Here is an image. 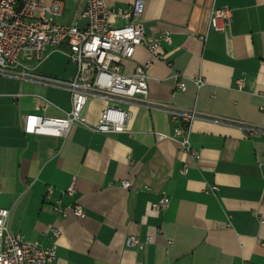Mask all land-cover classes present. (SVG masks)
<instances>
[{
  "label": "crops",
  "instance_id": "obj_1",
  "mask_svg": "<svg viewBox=\"0 0 264 264\" xmlns=\"http://www.w3.org/2000/svg\"><path fill=\"white\" fill-rule=\"evenodd\" d=\"M57 1L63 3L57 24L85 26L82 2ZM133 1L105 0L112 10ZM213 8L231 12L223 33L208 31ZM140 22L146 35L170 33L171 44L162 46L169 65L153 63L147 71L148 99L199 113L190 134L198 159L170 138L177 124L168 112L135 103L120 105L132 113L124 133L76 124L64 138L27 135L25 115L63 117L70 93L0 77V208L10 213L8 232L54 248L52 264H264V0H145ZM66 50L47 48L46 59L30 67L68 81L75 66ZM149 59L137 49L124 71ZM175 75L185 83L182 93ZM35 96L51 106L43 111ZM112 104L91 98L87 122L96 125ZM123 181L132 187L123 189ZM72 182L75 193L68 196ZM162 195L170 203L160 213L152 205ZM56 202L67 217L53 211ZM74 204L83 218L71 214ZM131 236L143 246L127 248Z\"/></svg>",
  "mask_w": 264,
  "mask_h": 264
},
{
  "label": "built area",
  "instance_id": "obj_2",
  "mask_svg": "<svg viewBox=\"0 0 264 264\" xmlns=\"http://www.w3.org/2000/svg\"><path fill=\"white\" fill-rule=\"evenodd\" d=\"M45 0H0V77H12L36 81L65 89L71 96V109L63 117L29 114L23 117V130L27 135H42L64 138L74 125H81L92 132L106 135L124 133L132 113L120 107L124 103H135L156 107L169 113L177 124L170 137L181 149L198 159V154L190 146L193 122L200 117L193 109L177 108L167 104L154 103L148 99L147 71L153 63L169 65L162 54L163 44H171V36L164 31L155 36L146 35L140 18L143 15L145 0H134L127 9L112 10L105 0H73L82 2L79 18L85 26L60 25L63 3L53 1L49 6ZM231 22V12L227 8H213L208 31L223 33ZM121 23V24H120ZM65 44L69 61L75 66V73L68 81L51 79L34 73L30 64L39 65L45 59L47 48L60 51ZM137 49H143L149 60L132 73L124 71L126 62L132 60ZM176 90L184 92L185 83L175 75ZM197 87L204 83L201 77L193 79ZM244 80L238 79L236 87L242 90ZM98 97L113 103L101 113L96 125L91 126L84 111L91 98ZM35 100L43 111L51 104L40 96ZM264 128V127H262ZM185 173V169L182 171ZM123 189H130L128 181L121 183ZM48 193L50 188L47 189ZM75 184L72 182L65 194L73 196ZM1 195V188H0ZM170 200L162 195L152 205L156 212H164ZM53 211L61 217L68 212L56 202ZM76 218H83V208L74 204L70 208ZM9 211L0 208V264H52L56 259L54 248H45L38 242H27L21 235L8 232ZM54 237L59 231L50 227ZM168 246L172 242L168 240ZM127 248L142 247L136 237H128Z\"/></svg>",
  "mask_w": 264,
  "mask_h": 264
}]
</instances>
